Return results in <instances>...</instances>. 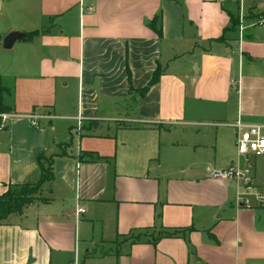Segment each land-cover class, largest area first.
I'll return each mask as SVG.
<instances>
[{"label": "crops", "instance_id": "0c3cea01", "mask_svg": "<svg viewBox=\"0 0 264 264\" xmlns=\"http://www.w3.org/2000/svg\"><path fill=\"white\" fill-rule=\"evenodd\" d=\"M258 16L264 0H0L13 115L0 131V195L39 180L37 153L54 157L48 202L1 224L0 264H264V204L212 178L234 165L264 188V158L246 170L231 127L264 129ZM12 32L39 34L4 49ZM166 163L175 171L159 175ZM168 207L180 211L171 222ZM163 227L174 235L155 246L121 240Z\"/></svg>", "mask_w": 264, "mask_h": 264}, {"label": "trees", "instance_id": "16d2710c", "mask_svg": "<svg viewBox=\"0 0 264 264\" xmlns=\"http://www.w3.org/2000/svg\"><path fill=\"white\" fill-rule=\"evenodd\" d=\"M233 26L238 25V20H234L230 17ZM153 29V26L151 25ZM47 32V31H46ZM44 32V33H46ZM39 33L34 32L26 36V39H31L37 36ZM158 37H161V33H156ZM218 41H222L219 38ZM160 77V70L157 68L149 81V83L141 90H139V95L143 96L148 89L156 84ZM9 94L8 88H6L2 79L0 78V114L11 113L12 109L4 105L3 98ZM53 156H46L44 153H37L35 155V162L40 170V178L34 184H24V185H8L6 191L0 195V226L7 218L12 214H20L22 210L30 206L34 201H39L42 203H47L48 200L42 199L40 196L41 188L45 183L53 180ZM152 232V233H150ZM154 232L156 235H154ZM174 234H169L166 230L160 229L156 231L155 229L147 228L142 230H135L129 233L125 237H121L123 241H130L131 245L140 243H149L155 246L162 238L172 237Z\"/></svg>", "mask_w": 264, "mask_h": 264}, {"label": "built area", "instance_id": "2783aa9c", "mask_svg": "<svg viewBox=\"0 0 264 264\" xmlns=\"http://www.w3.org/2000/svg\"><path fill=\"white\" fill-rule=\"evenodd\" d=\"M242 23L243 20L240 18V31H243ZM251 25L252 27L264 26V16L256 17ZM12 117L13 115L11 113L0 114V131L5 129ZM28 118L32 126L38 127L40 125L37 121V116L30 115ZM79 120L78 125L80 126L81 122ZM231 127L234 129V146L237 155L243 159L245 164L248 165V169L251 170L253 161L264 157V129L260 126L245 125L240 120L235 121ZM212 178L218 181L235 182L237 185L243 186L245 190H250L248 184H250L251 178L247 177L245 173L240 172L234 165H228L223 169L213 171ZM255 199L258 203L264 204V193L255 194ZM83 212L84 210L82 207L76 210L77 214Z\"/></svg>", "mask_w": 264, "mask_h": 264}, {"label": "rangeland", "instance_id": "374dc122", "mask_svg": "<svg viewBox=\"0 0 264 264\" xmlns=\"http://www.w3.org/2000/svg\"><path fill=\"white\" fill-rule=\"evenodd\" d=\"M234 20H236V19H234ZM237 20H238V23H239V25H240V15L238 16V18H237ZM239 25H238V28H239ZM228 122H230V121H228ZM228 122H223V123H214V124H212L211 126L212 127H228L229 126V124L230 123H228ZM209 126V125H208ZM176 127V126H175ZM196 127H202V126H196ZM206 127V126H205ZM206 143V142H205ZM200 144H204V142H202V143H200ZM235 148V147H234ZM235 151H236V149H235ZM236 153H237V151H236ZM237 155V154H236ZM264 158V157H263ZM252 165L254 166V161H253V163H252ZM245 167H246V170H249L250 171V169H248V165L247 164H245ZM217 170V169H216ZM173 171H175L174 170V165H172V164H169V163H166L164 166H163V168L159 171V175H163V174H170V173H172ZM251 171H252V169H251ZM163 187V184H159L158 185V187H157V189L161 192V188ZM244 188V187H243ZM243 188H241L240 189V192L243 194H247V195H254L255 196V194H259V192H263L264 191V188H262V189H259V190H257V189H253V190H249L248 191V189L247 190H242ZM260 190H262V191H260ZM40 197V196H39ZM35 202H37V201H34L32 204H34ZM31 204V205H32ZM165 211V216H164V218L165 219H167V221L168 222H171V221H173V218H171V217H173L174 215H175V212H180L177 208H175V207H168V209H166V210H164ZM185 213L186 214H189L190 213V211H188V210H185ZM13 215V214H12ZM168 215H169V217H168ZM161 229V228H160ZM159 229V230H160ZM162 229H164V230H166V231H168V230H170V229H168V228H162ZM150 233H152V232H150ZM154 235H156L155 234V232H154ZM123 241V240H122ZM124 242V241H123ZM127 242H130V241H127ZM126 252H128V248L126 249Z\"/></svg>", "mask_w": 264, "mask_h": 264}, {"label": "water", "instance_id": "95a60500", "mask_svg": "<svg viewBox=\"0 0 264 264\" xmlns=\"http://www.w3.org/2000/svg\"><path fill=\"white\" fill-rule=\"evenodd\" d=\"M23 38L26 39V36L21 33H17V32L9 33L3 38L2 46L4 49H10L16 42L22 40Z\"/></svg>", "mask_w": 264, "mask_h": 264}]
</instances>
